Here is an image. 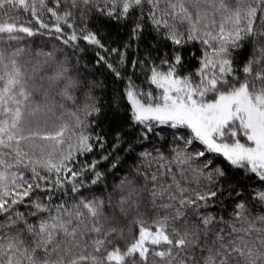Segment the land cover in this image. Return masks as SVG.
Instances as JSON below:
<instances>
[{
	"label": "snow or ice",
	"instance_id": "6c2138e0",
	"mask_svg": "<svg viewBox=\"0 0 264 264\" xmlns=\"http://www.w3.org/2000/svg\"><path fill=\"white\" fill-rule=\"evenodd\" d=\"M0 264H264V0H0Z\"/></svg>",
	"mask_w": 264,
	"mask_h": 264
},
{
	"label": "trees",
	"instance_id": "16d2710c",
	"mask_svg": "<svg viewBox=\"0 0 264 264\" xmlns=\"http://www.w3.org/2000/svg\"><path fill=\"white\" fill-rule=\"evenodd\" d=\"M28 39H30V38H28ZM39 39H40V38H37V42H39ZM25 42H27V39H26ZM246 55H247V50H245V51H243V52L241 53V58L246 57Z\"/></svg>",
	"mask_w": 264,
	"mask_h": 264
}]
</instances>
